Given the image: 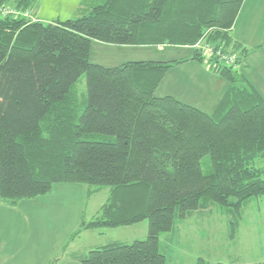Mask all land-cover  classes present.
I'll return each instance as SVG.
<instances>
[{
  "label": "trees",
  "instance_id": "trees-1",
  "mask_svg": "<svg viewBox=\"0 0 264 264\" xmlns=\"http://www.w3.org/2000/svg\"><path fill=\"white\" fill-rule=\"evenodd\" d=\"M244 2L105 0L57 22L0 15V201L15 206L57 183H79L93 187L89 196L110 193L73 237L148 222L145 239L95 247L81 264H169L161 235L212 205L231 217L233 239L246 206L264 197V96L241 73L250 50L231 33ZM34 3L0 7L25 12ZM93 41L191 55L109 68L91 61ZM230 50L227 63L217 52ZM188 61L229 84L213 114L155 95L168 71ZM83 76L85 100L76 90Z\"/></svg>",
  "mask_w": 264,
  "mask_h": 264
},
{
  "label": "rangeland",
  "instance_id": "rangeland-1",
  "mask_svg": "<svg viewBox=\"0 0 264 264\" xmlns=\"http://www.w3.org/2000/svg\"><path fill=\"white\" fill-rule=\"evenodd\" d=\"M88 4L87 0L73 10L67 5L56 4L45 6V9L49 10V17L63 21L87 14L90 9H83L89 7ZM31 9L18 11L13 5L6 4L0 7V15L23 16L36 21ZM253 19V24L263 30L264 18ZM244 20L243 15L239 30ZM96 44L94 52L99 54V58L105 59L113 50L106 45ZM125 51L131 61L167 62L191 55L189 48L171 46L133 47ZM233 53L230 50L229 54ZM184 84V73L173 71L159 94H183ZM76 90L85 100L87 90L84 76ZM90 189L93 187L79 183H57L46 195L19 201L15 206L1 203L0 264H75V256L95 247L114 242L132 243L147 237V221L132 227L84 230L73 237L81 231V223L95 218L109 198V188H103L92 196L88 195ZM5 207L10 211L5 212ZM229 220L231 217L216 205L203 213H194L189 218L178 220L176 234L164 233L160 238L162 250L168 253V263L194 264L199 257L211 264L264 263V197L253 199L246 206L244 219L233 239L229 237ZM3 241L5 246H1ZM5 253L8 254L4 259Z\"/></svg>",
  "mask_w": 264,
  "mask_h": 264
},
{
  "label": "crops",
  "instance_id": "crops-1",
  "mask_svg": "<svg viewBox=\"0 0 264 264\" xmlns=\"http://www.w3.org/2000/svg\"><path fill=\"white\" fill-rule=\"evenodd\" d=\"M86 1L87 0H35V5L30 12L31 14H34V19L36 18L37 20H40L42 22H57L56 20H62L55 19L54 17H49V10L45 9V6H50L52 4L67 5L71 10H73L76 6L79 7ZM88 1L89 7H85L83 9L84 11L86 10V8L87 10H89L93 6L102 4L105 0ZM75 12H77V10H75ZM243 15L245 20L244 22H242L239 30L238 25ZM259 17L264 18V0H245L231 33L235 41L241 43L244 47L250 50L243 61V66H241L240 71L245 76L247 81L251 84V86L254 87L263 96L264 56L262 54L264 53V29L261 30L260 28H257L255 24H253V21L255 20L253 18ZM258 37L260 38V40H258ZM95 44L106 45L108 47H111V49L113 50L109 52L108 56H106L105 59L99 58V54L97 52H94ZM128 48H133V46H114L98 41H93L91 49V61L94 64L104 67H117L131 61L128 59V54L125 51V49ZM186 58H190V55L180 59ZM173 71H182L184 73L185 84L183 94H159L162 85H164V83L168 80L169 75ZM228 87L229 84L213 71H211L207 65L201 64L196 61H188L184 64L173 67L168 71L165 78L163 79V82L156 90L155 95L159 98L171 96L185 104L194 106L206 113L213 114L216 111L223 96L225 95ZM209 93L211 94V96H209ZM1 203L3 202L0 201V205ZM9 211L10 210L5 207V212ZM172 243L174 242L172 241ZM1 246H5V241L2 242ZM7 254L8 253H5L2 258L5 259ZM79 256L80 255L75 256V264H81L78 261Z\"/></svg>",
  "mask_w": 264,
  "mask_h": 264
},
{
  "label": "built area",
  "instance_id": "built-area-1",
  "mask_svg": "<svg viewBox=\"0 0 264 264\" xmlns=\"http://www.w3.org/2000/svg\"><path fill=\"white\" fill-rule=\"evenodd\" d=\"M213 48L212 47H206L205 48V54L207 56H210L213 54ZM218 55H221V57L227 62V63H232L235 60V56L230 55V54H222L221 51L217 52Z\"/></svg>",
  "mask_w": 264,
  "mask_h": 264
}]
</instances>
